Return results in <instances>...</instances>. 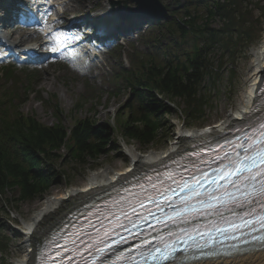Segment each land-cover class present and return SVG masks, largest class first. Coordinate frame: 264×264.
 Masks as SVG:
<instances>
[{
    "label": "trees",
    "instance_id": "1",
    "mask_svg": "<svg viewBox=\"0 0 264 264\" xmlns=\"http://www.w3.org/2000/svg\"><path fill=\"white\" fill-rule=\"evenodd\" d=\"M172 1L170 19L156 22L142 37L143 45L154 52L133 54L129 68L116 75L119 85L113 94L121 89L127 93L120 108L125 111L121 134L142 149L157 144L165 128L163 116L172 112L168 102L183 104L185 121L199 119L208 101L203 82L213 80L222 67L211 62L210 54L220 47L235 54L260 23L251 18L250 0ZM261 11L264 15V8ZM215 19L221 26H213ZM23 74L24 79H19L12 67L0 70V80L10 84L0 87V199L9 203L46 194L57 180L49 164L70 162L93 169L113 144L110 126L91 118L77 119L64 128L54 95L46 100L37 97V101L51 108L57 122L45 125L23 113L21 97L37 94L34 72ZM83 103L78 100L74 108ZM8 193L15 197H5Z\"/></svg>",
    "mask_w": 264,
    "mask_h": 264
},
{
    "label": "rangeland",
    "instance_id": "2",
    "mask_svg": "<svg viewBox=\"0 0 264 264\" xmlns=\"http://www.w3.org/2000/svg\"><path fill=\"white\" fill-rule=\"evenodd\" d=\"M160 1L171 13L175 2L172 0ZM66 2L64 9L68 8V11H70L67 17L69 20L80 21L91 18L90 20L93 21L90 24L87 23L83 28L84 36L92 31L103 33L106 25L113 22L112 16L107 19H102L100 16L104 11H110L109 0H66ZM128 5L134 6L132 2H128ZM247 8L250 11L251 18L260 19V23L257 24V29H255L256 31H254L251 40L239 48L235 54L224 51L221 47L216 48L210 54L211 62L215 66L219 62L218 65L220 64L222 67L213 80L205 78L203 82L208 101L199 119L195 121L186 120V122L181 113L183 104L174 101H171L172 103L168 102L172 107V112L163 116L165 128L157 140V144L147 149L160 150L165 148L168 142L175 138V131L179 127H205L221 117L219 113L223 109L228 110L232 106L237 93H240L241 89L245 87V74L250 71L253 50L264 33V15L261 11V8H264V0H250ZM9 14V11L3 13V15ZM152 24L150 21L145 20L141 22L144 29L139 30V32L137 31L138 28H135L131 31V35L119 34L120 36H116L117 34H115L112 36L113 38L99 40V43H104L105 47H101L95 64L91 65V69L85 70L83 75L66 67L57 59H49L35 68H27L28 70H36L34 90L37 91V94L21 97L23 99H21L20 110L23 113L34 115L39 122L45 125L57 122L58 118L56 120L51 108L37 101V97L46 100L54 94L61 110L59 121L64 128L72 127L77 119L91 118L92 121L110 126L113 132V144L110 151L100 158L93 169H90L89 166L75 167L70 162L59 161L49 164L48 166L55 171L54 178H57V180L41 197L24 202L14 200L10 203L0 199V240L4 245V249L0 251V264H14L16 259L23 258L25 251L22 247L24 235L20 231L24 227V222L32 216L44 197L64 193L70 186L83 185L87 173L97 167L111 166L117 170L128 169L130 161L125 153L127 146L134 147L140 153L147 150L142 149L135 141L127 140L122 136L121 128L125 120V111L120 110V108L127 99V93L124 89H121L117 93L118 95H114L113 92L119 85L115 76L120 73L122 68L127 69L130 66L132 54L154 52L153 48L143 45V39L139 36L145 29V32H148L153 26ZM212 24L214 27L221 26L218 19H215ZM13 28H15L13 22L7 23L8 32H11ZM30 32V30H25L20 31L19 34L16 33V40L23 37L21 38V46L40 42L39 34L27 36L28 38H26L25 35H30ZM116 42H122L123 44L112 48L111 45ZM110 50L112 51L109 52ZM18 71L20 70L18 69ZM1 86L8 85L0 80ZM78 100H84V103L78 106V109H75L74 106ZM5 197L12 200L15 193H8ZM84 202L86 201L78 202L73 199L62 202L41 220L40 226L50 230L49 228L59 224L66 212L81 206Z\"/></svg>",
    "mask_w": 264,
    "mask_h": 264
},
{
    "label": "bare ground",
    "instance_id": "3",
    "mask_svg": "<svg viewBox=\"0 0 264 264\" xmlns=\"http://www.w3.org/2000/svg\"><path fill=\"white\" fill-rule=\"evenodd\" d=\"M63 2L64 0L58 1L60 5ZM72 23L75 26H81V28H83L86 21ZM48 36L51 37V40H56L58 38L56 35L52 34ZM60 37L62 36L60 35ZM18 42L19 41L14 40V37L8 38L1 30L0 59H3L2 57H4V54L11 52L12 46L15 45L17 47ZM80 51L83 53L84 57H89L96 54L97 47L87 45ZM252 55L250 71L245 74V87L241 89L240 93H237L235 99H233L234 103H232V106L229 109L227 108L228 110L223 109L219 113L221 117H218L215 122L199 128L179 127L178 130L175 131V138L171 139L166 147L160 150L147 149L143 153H140L134 147L127 146L125 148V153L130 161L128 169L117 170L111 166L97 167L87 173L83 185L70 186L64 193L51 194L44 197L39 202V207L33 212L32 216L24 222V227H22L20 231L24 235L22 244L23 250H25L24 256L23 258L16 259L14 264H38V259L46 257V253L38 251L40 248L38 244L48 237L58 224L49 228L50 230H47V228H42L40 226V222L62 202L70 199L78 202H89L94 197L113 192L115 187L117 188L121 183L130 179L139 171L154 167L155 165L164 164L179 151L185 148L187 149L195 143L218 138L234 126L250 119L252 114L260 112L261 110L258 109L257 104L258 94L264 82V33L254 48ZM254 123H256V121H254ZM244 137H247V133ZM73 211L74 210H69L66 212L60 222H62V220L65 221L68 216H72ZM78 230L79 226H75L71 230V236L68 237L70 241L63 244L60 248L53 250V252H59L60 256L67 255L68 251L71 250V246L74 245L71 241L74 240ZM194 244H197V241H194L192 245ZM193 255L197 256L188 257L184 254L176 253L174 257L166 259L159 264H264V241H260L259 244L236 247L226 252L218 251V253L208 252L206 255ZM53 261L55 262V258H53Z\"/></svg>",
    "mask_w": 264,
    "mask_h": 264
},
{
    "label": "snow or ice",
    "instance_id": "4",
    "mask_svg": "<svg viewBox=\"0 0 264 264\" xmlns=\"http://www.w3.org/2000/svg\"><path fill=\"white\" fill-rule=\"evenodd\" d=\"M247 151V150H246ZM239 156V154H237ZM257 159L261 165H264V147H261L256 154ZM255 169V175H250L245 177L246 179H256L260 178V183L262 185L261 191H264V168H259L257 166L256 159L250 156H245L243 160L229 161L227 165L223 166L224 174L220 179H227L229 176H243L246 172L252 173ZM232 182V181H230ZM183 190V189H182Z\"/></svg>",
    "mask_w": 264,
    "mask_h": 264
},
{
    "label": "water",
    "instance_id": "5",
    "mask_svg": "<svg viewBox=\"0 0 264 264\" xmlns=\"http://www.w3.org/2000/svg\"><path fill=\"white\" fill-rule=\"evenodd\" d=\"M128 1H133L136 6L129 9L127 6ZM111 3L118 6V13L121 17L128 16L130 13L127 11L129 10L138 16H149L156 20H167L170 17L159 0H122L112 1Z\"/></svg>",
    "mask_w": 264,
    "mask_h": 264
}]
</instances>
